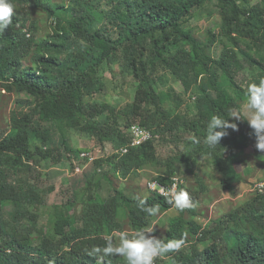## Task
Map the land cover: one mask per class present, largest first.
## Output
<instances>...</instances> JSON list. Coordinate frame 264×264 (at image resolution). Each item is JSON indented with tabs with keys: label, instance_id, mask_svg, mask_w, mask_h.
<instances>
[{
	"label": "trees",
	"instance_id": "16d2710c",
	"mask_svg": "<svg viewBox=\"0 0 264 264\" xmlns=\"http://www.w3.org/2000/svg\"><path fill=\"white\" fill-rule=\"evenodd\" d=\"M206 1L217 2L221 30L209 29L210 37L202 40L188 23ZM11 2L12 24L0 32V85L8 92L27 94V98L17 100L9 127L0 131V264H125L120 256L101 260L88 254L93 247L105 246L108 238L116 244L113 233L124 228L120 208L127 210L136 232L153 229L158 214L173 207L167 196L151 189L146 196L129 195L117 187L105 197L89 191L80 214L73 212L72 202L54 206L51 234L39 223L40 214L30 208L43 201L33 172L40 161L71 158L75 150L64 129L86 132L102 146L107 141L118 140L119 146L129 142L131 136L119 125L125 116L126 126L139 124L163 138L190 134V150L174 154L156 180L170 185L180 170L179 161L187 160V152L198 150L193 160L211 155L222 170L225 189L242 181L234 164L241 161L247 144L246 120L236 121L239 131L229 129L220 145L211 147L204 139L211 116L235 120L229 115L242 109L248 85L264 77V0ZM20 4L26 10L46 13L52 25L46 36L35 34L36 25L17 8ZM215 43L220 47L216 56ZM245 62L258 73L243 82L239 78ZM104 64H121L137 82L136 98L129 109L121 111L95 99L107 86L101 75ZM164 71L183 84V92L192 95L190 103L181 108L177 92L172 95L157 87L162 78L159 72ZM174 96L177 101L170 106L166 102ZM54 134L60 136L55 145L63 150L58 156L49 146ZM194 137L200 142L195 143ZM154 158L150 144L134 146L120 155L113 169L127 176ZM95 163L101 165L102 160ZM197 180L205 187L201 176ZM137 198L146 199L147 206L158 205V214L147 215ZM8 201L15 204L10 218L5 212ZM177 212L166 236L160 237L185 241L179 250L165 255L172 264H264V191H257L249 202L232 210L228 219L209 226L193 210L190 217L185 209ZM191 233L196 240L188 243ZM163 261L157 258L155 264H171Z\"/></svg>",
	"mask_w": 264,
	"mask_h": 264
},
{
	"label": "rangeland",
	"instance_id": "374dc122",
	"mask_svg": "<svg viewBox=\"0 0 264 264\" xmlns=\"http://www.w3.org/2000/svg\"><path fill=\"white\" fill-rule=\"evenodd\" d=\"M57 2H68L72 4L74 0H55ZM260 0H252V3ZM17 8L21 12H25L29 22H34L36 25L35 34L38 37L46 36L52 29V25L46 15L41 10H26L20 4ZM92 11V10H91ZM94 15L102 16V13L93 10ZM20 14V13H19ZM221 14L220 8L216 1H206L200 7L196 15L188 23L195 33V36L206 40L210 37L209 29L216 32L221 30ZM220 49L218 43L214 44L213 54L216 56ZM244 70L240 75V80L246 82L253 74L258 73L254 68L245 62ZM157 87L161 90L170 91L172 95L177 92L181 96V108L192 101V95L189 92H183L184 86L177 81L175 77L168 71L162 73ZM101 75L106 83V89L94 97L95 99L107 101L121 111L129 109L133 106L134 99L137 93V82L131 75V72L121 66V64H114L109 66L104 64L101 68ZM175 97V96H174ZM20 98H27V94L18 93L15 91L8 92L0 85V131L3 128L9 127L11 119V110L16 108L17 100ZM93 98V96H91ZM177 98L168 100L166 103L174 106ZM245 102V101H244ZM243 102V105H244ZM242 105V107H243ZM207 115H211L210 112ZM126 118V116H125ZM125 118L119 119V125L123 133L131 136L132 127L125 125ZM247 144L244 151L241 153V161L235 162V169L242 174V181L236 183L233 189H225L221 183L222 170L216 165L215 159L211 155L205 156L202 159L194 161L196 152H187V160L179 161L180 170L175 177L181 181L176 191L181 189L187 191L196 205L194 208L185 209L186 217L192 215L191 210L198 214V219L202 224L209 226L213 221L220 219H228L230 212L236 207L249 202L259 190L262 183H264V152L256 148V137L252 129L249 127L246 120ZM64 134L71 148L75 150L72 152L70 159H63L61 161H54L46 159L37 163L38 165L33 172V177L36 180L39 192L42 195L43 201L39 204H32L30 208L40 214L39 223L49 232L51 230V214L54 212L55 205L74 204L73 212L81 213L85 195L92 192L95 197L98 192L100 196L105 197L109 195L114 187H117L129 195L146 196L149 193L148 182L156 180V176L163 174L167 166L170 164L174 154L182 151H189L192 147V139L190 134L181 136L177 139L174 134H167L165 138L160 136V133H154V136L142 140L140 145H151L155 154V158L149 161L143 168L132 171L129 175L124 176L120 171H115L113 166L119 160V142L107 141L104 145H100L98 141L86 132H82L75 128L64 129ZM60 140L58 134L53 135V141L49 144L54 148L56 156L59 155L61 148H58L55 143ZM82 152H88L89 157H83ZM119 154V155H118ZM153 154V153H152ZM96 160H102L101 165L95 163ZM80 168L78 170L77 168ZM197 175L203 178L205 187H202ZM183 184L182 188L181 185ZM249 188H254L253 191ZM262 193L263 191H259ZM99 197V196H98ZM6 216L10 218V211L15 208L13 202L5 203ZM178 214L177 210L171 209L159 213L153 221V233L157 238L166 236L167 229L170 225L171 218ZM119 219L122 221L124 228L122 231L117 230L113 233L115 243H118L121 232L135 233L131 228L130 219L127 210L124 207L120 208ZM24 225L29 224L24 221ZM112 235V234H110ZM109 236V235H107ZM111 237V236H110ZM189 242L196 240V234L189 235ZM225 244V242H221ZM188 246V245H186ZM204 244L200 246L203 247ZM163 262L171 263L163 257ZM165 262V263H166Z\"/></svg>",
	"mask_w": 264,
	"mask_h": 264
},
{
	"label": "clouds",
	"instance_id": "9594fccd",
	"mask_svg": "<svg viewBox=\"0 0 264 264\" xmlns=\"http://www.w3.org/2000/svg\"><path fill=\"white\" fill-rule=\"evenodd\" d=\"M14 6L11 0H0V32H3L12 24ZM229 117L235 118L222 119L218 115L211 116L207 124V135L204 143L215 147L220 145L222 138L232 131H239L236 121L247 120L249 127L256 137V148L264 152V77L259 78L258 83H251L246 90V100L240 111L232 112ZM195 143L200 141L193 138ZM153 185H149L152 188ZM161 194L165 195L163 190ZM138 206L149 216H156L159 212V206H147L146 199L137 198ZM167 203L172 205L176 210L194 208L189 193L183 189L176 191L173 189L167 194ZM152 228H142L132 235L121 232L118 243L114 244L111 238L106 240L103 247H93L89 255L99 257L120 256L125 260V264H155L157 258H163L166 254L179 250L184 244V240H167L157 238Z\"/></svg>",
	"mask_w": 264,
	"mask_h": 264
},
{
	"label": "built area",
	"instance_id": "2783aa9c",
	"mask_svg": "<svg viewBox=\"0 0 264 264\" xmlns=\"http://www.w3.org/2000/svg\"><path fill=\"white\" fill-rule=\"evenodd\" d=\"M131 127H132V132H131V137H130L129 142H127L126 144L118 148L120 155L127 153L131 147L140 145L142 140L148 137L154 136V133L152 132V130L147 127L141 126L139 124H134ZM82 156L89 157L90 160L94 159L93 156H89L88 152H82ZM77 169L80 170L79 167ZM180 182L181 181L178 179V177H175V176L172 177V182L170 183V185H164L158 180H151L148 182V189L154 190L160 194H161V190H163V192L165 193V196H167V194H169L173 189L177 190ZM150 184L153 185L152 188H149ZM253 189L254 188H251V189L249 188V190H252V191ZM258 191H264V183H262Z\"/></svg>",
	"mask_w": 264,
	"mask_h": 264
},
{
	"label": "bare ground",
	"instance_id": "6f19581e",
	"mask_svg": "<svg viewBox=\"0 0 264 264\" xmlns=\"http://www.w3.org/2000/svg\"><path fill=\"white\" fill-rule=\"evenodd\" d=\"M165 185V184H164Z\"/></svg>",
	"mask_w": 264,
	"mask_h": 264
}]
</instances>
